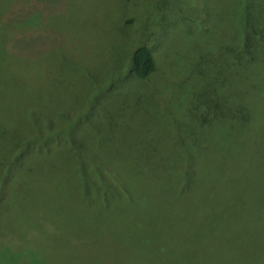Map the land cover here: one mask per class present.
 I'll return each instance as SVG.
<instances>
[{"label": "rangeland", "instance_id": "rangeland-1", "mask_svg": "<svg viewBox=\"0 0 264 264\" xmlns=\"http://www.w3.org/2000/svg\"><path fill=\"white\" fill-rule=\"evenodd\" d=\"M1 2L0 264L260 263L264 0Z\"/></svg>", "mask_w": 264, "mask_h": 264}, {"label": "trees", "instance_id": "trees-1", "mask_svg": "<svg viewBox=\"0 0 264 264\" xmlns=\"http://www.w3.org/2000/svg\"><path fill=\"white\" fill-rule=\"evenodd\" d=\"M3 2L7 3V0H2L1 3L3 4ZM34 5H36V4H34ZM18 13H19V15L22 18L27 17L28 15H33V17H36V6L33 8L32 12H29L28 8H26L24 11H20V8H19V12ZM251 34H252V36H255V32L254 31H252ZM12 44L13 43L7 44L4 41H0V56H3L5 54H9V53L15 54L16 50L12 48V46H13ZM21 47L22 48L20 49L21 50L20 52L27 51L28 55L31 54V53L36 55V47H35V45L26 46V47L21 46ZM16 53H18V52H16ZM132 62H133L134 70H135V73H136L137 77L140 78V79H143V80L149 79L152 75H154V73L157 70V64H156V60L154 58V55L152 54L151 50L148 47H146V46H140V47L136 48V50L134 51L133 56H132ZM237 124H238L239 127H243L242 123L240 125L237 122ZM246 132L248 134V132H250V130H248ZM250 136H252V135H250ZM26 147H28V146H26ZM253 147H254V153L255 154H257V152L259 153L260 149H261L262 152H263L262 154L264 155V146H262L260 148L259 147L257 148L255 143H254ZM7 160L10 161L9 165L13 164L14 161H15L14 157L12 155H10V154H8V159ZM5 179L6 178L1 176V180H0V200L2 199V201H5L4 193H5V189H6L5 186L7 185ZM263 214H264V210H263ZM263 214H262L261 218L259 219L260 222H258V224H256L257 228H254V230L252 229L253 233L255 231L259 237H262V234H264V224H263V227H262V224H261V221L263 219ZM249 216H251V215L247 216L248 219L251 220L252 217H249ZM263 223H264V219H263ZM262 242L264 243V237H262ZM258 260H259L258 262H260L258 264H264V256L260 257Z\"/></svg>", "mask_w": 264, "mask_h": 264}]
</instances>
